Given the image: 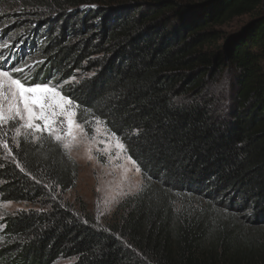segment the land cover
<instances>
[{
  "label": "trees",
  "instance_id": "1",
  "mask_svg": "<svg viewBox=\"0 0 264 264\" xmlns=\"http://www.w3.org/2000/svg\"><path fill=\"white\" fill-rule=\"evenodd\" d=\"M17 1L43 13L30 83L75 79L63 94L144 184L101 224L65 201L78 169L61 144L20 136L0 202L40 209L4 217L0 264H264V0Z\"/></svg>",
  "mask_w": 264,
  "mask_h": 264
},
{
  "label": "rangeland",
  "instance_id": "2",
  "mask_svg": "<svg viewBox=\"0 0 264 264\" xmlns=\"http://www.w3.org/2000/svg\"><path fill=\"white\" fill-rule=\"evenodd\" d=\"M21 2L17 0H0V45L7 43L8 47H0V53L3 54L7 60L5 68H11L13 66H19L24 68V75L30 79L36 75V60L32 55L28 53L27 45L28 40L26 34L30 26H34L38 18H41L43 13H23L18 7ZM37 15L39 17H37ZM248 20V17L236 20L231 25L224 27L226 32H233L243 23ZM45 27V23L42 24L40 30ZM39 30V31H40ZM25 52V54H24ZM21 58L19 60L17 55ZM26 57V59H24ZM34 59V60H33ZM0 64H4V60L0 59ZM30 66V67H27ZM20 76L21 74H14ZM72 79L65 84L57 83V78L50 80L51 84L60 85L63 90L66 84L73 82ZM63 93V92H62ZM18 126V125H17ZM96 123L92 126L90 135L96 137V141L105 140L107 134L105 132V126L102 124L99 126L100 131L96 132ZM4 131L7 132V136L3 137L7 139L9 147L20 136H23L24 129H21V134L17 136L14 128L4 126ZM47 134V133H46ZM42 135V134H37ZM48 135V134H47ZM36 138V136L29 135ZM53 138V137H52ZM54 139V138H53ZM55 140V139H54ZM63 147L62 142H58ZM91 147L92 151L89 153L88 149ZM105 144L96 143L89 144L87 140H79L73 144L70 150H65L68 156L77 165L78 180L75 189L68 191L64 194L65 201L73 204L77 210L85 205L87 213L96 218L99 223H106L111 220L119 204L135 195L143 186L144 179L141 170L135 171V168L130 161L127 160V153L119 152L115 148V142H111L110 153L112 159H109L107 154L98 152L97 148L103 149ZM91 154L92 158L89 159ZM8 155L7 151L0 145V156ZM36 209L39 210L40 206H34L26 203L15 202H0V245L2 243L1 232L4 229L3 219L7 215L14 214L23 210ZM71 260L62 259L56 264H70Z\"/></svg>",
  "mask_w": 264,
  "mask_h": 264
},
{
  "label": "snow or ice",
  "instance_id": "3",
  "mask_svg": "<svg viewBox=\"0 0 264 264\" xmlns=\"http://www.w3.org/2000/svg\"><path fill=\"white\" fill-rule=\"evenodd\" d=\"M0 47L7 48L8 45L5 43ZM0 59L4 60V64H0V145L8 154H11L12 149L7 139L3 138L7 136V132L3 130L4 126L14 128L17 136L21 134V129H24L25 138L32 135L40 139L37 134L47 133L55 141L62 142L65 150H70L79 140H87L90 145L105 144L103 149L97 148V151L107 154L109 159H112L109 149L111 142L114 141L115 148L119 152L127 153L125 143L114 131L105 129L107 138L99 142L94 135H90L92 129L86 128L90 122L86 117L81 120L79 113L81 106L76 103L74 97L63 94L60 85L47 81L29 84V78L24 75L23 67L13 66L6 69L4 65L7 64V60L2 53ZM87 112L88 110L84 109V113ZM95 123L97 125L95 131L99 132V126L103 121L96 117ZM88 151L91 153V147ZM91 158L90 154L89 159ZM126 158L135 171L139 172L140 168L136 160L131 156Z\"/></svg>",
  "mask_w": 264,
  "mask_h": 264
}]
</instances>
